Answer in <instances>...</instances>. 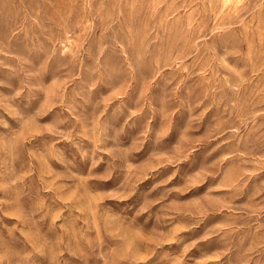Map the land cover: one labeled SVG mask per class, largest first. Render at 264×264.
<instances>
[{
  "label": "rangeland",
  "instance_id": "rangeland-1",
  "mask_svg": "<svg viewBox=\"0 0 264 264\" xmlns=\"http://www.w3.org/2000/svg\"><path fill=\"white\" fill-rule=\"evenodd\" d=\"M0 264H264V0H0Z\"/></svg>",
  "mask_w": 264,
  "mask_h": 264
}]
</instances>
